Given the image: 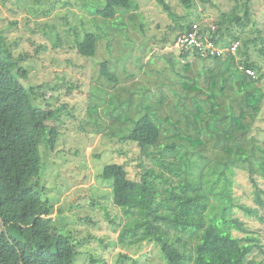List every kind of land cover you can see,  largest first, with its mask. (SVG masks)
<instances>
[{"label": "trees", "instance_id": "1", "mask_svg": "<svg viewBox=\"0 0 264 264\" xmlns=\"http://www.w3.org/2000/svg\"><path fill=\"white\" fill-rule=\"evenodd\" d=\"M59 1L80 3L91 15L77 24L63 16L64 33L56 25L45 32L93 62L75 134L138 147L134 178L124 162L100 174L111 180L112 201L127 218L119 242L152 240L166 264H264L257 259L264 254L259 232L236 214L264 222V138L254 132L264 110V29L252 38L246 31L255 16L251 0L198 20L157 0L171 21L161 38L148 35L138 0ZM177 1L187 10L195 5ZM195 23L221 55L176 46ZM28 57L0 31V264H76V245L56 224L58 202L39 191L60 172L53 159H62L67 146L61 110L73 85L66 75L33 82ZM239 169L247 171L253 204L234 195Z\"/></svg>", "mask_w": 264, "mask_h": 264}, {"label": "rangeland", "instance_id": "2", "mask_svg": "<svg viewBox=\"0 0 264 264\" xmlns=\"http://www.w3.org/2000/svg\"><path fill=\"white\" fill-rule=\"evenodd\" d=\"M53 1H56L55 5H51L50 0H0V31L13 45L15 52H28L29 57L25 63L34 66L31 72L32 81L46 82L66 75L67 81L73 85L72 94L63 100L67 106L61 110L66 120L61 139L64 137L67 146L60 151L62 155L59 156L63 157L62 159H53V166L60 172L53 173L52 179L42 185L43 188L39 189L41 196L52 204L58 202L57 213H54V217H59L56 224L62 233L72 237L77 248L76 264H92L93 261L97 264H166L154 241L122 245L118 240L121 226L127 218L123 212L124 208L112 201L111 180L101 178L100 174L105 165L124 162L127 164L129 176L134 178L138 175L135 165L138 147L131 142H120L106 136L91 138L92 135L83 134V139L80 140L81 134H75L76 127L80 128L86 115L88 81L93 73V62L72 52V48L56 46L45 32L46 26L56 25L61 33H64L66 24L63 16H68L77 24L80 19L89 21L91 15L84 7H80V3L72 1L66 6L59 0ZM237 1L238 5L242 6L244 1L248 0H195V5L189 10L177 0H167L177 13L188 14L189 20L207 16L216 18L222 12H229L234 8ZM138 2L150 23L148 35L161 38L167 25L171 23L167 14L158 5L157 0ZM251 4L255 16L253 15L246 31L252 38L257 36L256 29H264V0H251ZM158 25L160 26L157 27ZM255 54L254 57L257 56ZM254 132L264 138V110ZM66 154L68 157L65 160ZM74 156L77 157L76 160ZM71 161L76 162L71 164ZM50 169L51 167L47 166V173ZM234 179V195L239 198V202L253 204V189L247 171L239 169ZM69 208L73 209L71 213ZM61 209L65 215L60 216ZM236 214L259 232L264 243V222L245 217L241 210ZM88 215L92 221L82 222L80 218ZM257 259L264 261V254L259 255Z\"/></svg>", "mask_w": 264, "mask_h": 264}, {"label": "built area", "instance_id": "3", "mask_svg": "<svg viewBox=\"0 0 264 264\" xmlns=\"http://www.w3.org/2000/svg\"><path fill=\"white\" fill-rule=\"evenodd\" d=\"M204 31V28L199 24L195 23L192 26V29L183 35H181L176 42L178 48L183 49H200L205 55H221L224 51L219 45H215L212 40H209ZM237 47V43L233 44L232 49ZM248 73L253 74L251 70H248Z\"/></svg>", "mask_w": 264, "mask_h": 264}]
</instances>
